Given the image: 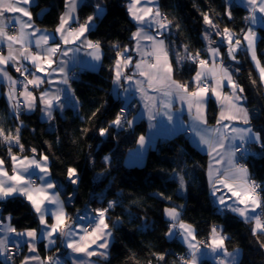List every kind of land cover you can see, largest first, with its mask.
<instances>
[{"label":"trees","instance_id":"obj_1","mask_svg":"<svg viewBox=\"0 0 264 264\" xmlns=\"http://www.w3.org/2000/svg\"><path fill=\"white\" fill-rule=\"evenodd\" d=\"M105 7L96 26L89 31L92 41H99L103 50L102 65L98 70L83 69L72 79L71 86L79 106H66L56 111L51 121H45L37 111L16 115L9 111L5 96L0 95V128L7 134H15L20 128V142L24 151L12 146V152L49 157V168L58 189L65 187V193L74 190L73 201L66 202L67 213L74 218L84 209L108 207L109 201L116 206L107 213L108 224L113 231V242L106 264H182L180 257L186 256L187 248L178 238H169L166 233L170 222L164 216L169 206H182V220L191 223L197 239L205 242L210 229L216 226L229 237L225 241L228 249L240 250L239 264H264V249L258 240L264 242V235L253 236V223H246L231 211H219L213 203L206 177L208 155L198 149L189 136L183 132L172 137L159 139L155 147H150L145 161L138 165H127L128 151L137 144V139L146 131L144 121L123 129L109 128L105 137L99 129L108 127L122 108L131 117L136 110L134 105L125 107L123 101L113 92L112 66L116 51H123L125 45H132V33L136 27L127 11L128 0H100ZM161 13L171 21L170 31L165 33L169 54L174 64L176 77L189 89L195 83L193 76L197 64L186 59L181 65L175 61V52L180 53L184 46L195 54L198 50L207 56L203 32L206 29L203 14L207 13L220 28L228 27L238 39L241 30L246 31L248 15L246 8L236 2L231 7L226 0H158ZM65 0H37L31 7L32 19L36 25L54 29L64 10ZM93 1L83 2L78 10V23L84 22L94 12ZM232 12V18L226 10ZM179 25V27H177ZM260 37L257 53L264 64V27L259 28ZM214 36H217L214 34ZM118 44L119 48H113ZM237 83L244 89L245 103L250 109L253 128L264 137V86L259 72L245 50L237 54ZM255 81V83H253ZM98 110V111H97ZM96 113L93 116V113ZM218 107L209 100L207 120L215 123ZM22 122V124H21ZM52 122L53 127H49ZM9 146L0 140V158L10 166ZM105 157H109L106 162ZM250 176L259 179L264 185V148L259 146L256 154L246 159ZM77 169L78 184L74 188L67 178V169ZM183 175L185 190L180 192L179 176ZM162 194V195H160ZM264 195V193H262ZM170 197V199H169ZM64 200H66L64 198ZM3 214H11L12 224L17 230L37 229L38 215L30 203L17 196L0 202ZM61 247L46 250L43 241L38 249L43 256L46 252L55 254ZM25 253L12 259L11 264H19ZM159 254L165 259L159 260ZM2 261V259H0ZM200 264H216L203 259Z\"/></svg>","mask_w":264,"mask_h":264},{"label":"snow or ice","instance_id":"obj_2","mask_svg":"<svg viewBox=\"0 0 264 264\" xmlns=\"http://www.w3.org/2000/svg\"><path fill=\"white\" fill-rule=\"evenodd\" d=\"M79 2L80 0H65L66 11L61 14L55 33L41 34L40 29L34 28L32 13L29 11V7L35 3V0H0V45L7 46V55L0 51V78L10 86L8 99L11 102L15 98L12 107L17 118L21 108V101L14 97L18 84L23 87L19 96L25 98L24 106L31 111L35 107L34 102L37 98L28 90L29 85L35 88H39L44 83L69 85L68 60L63 57L84 48L89 50L87 54L92 60L97 62L102 60L103 52L100 42L87 39L85 34L91 30L97 13L103 11V7L99 3L96 4L94 6L96 12L88 16L84 23H78L75 13ZM226 2L231 7L235 0H226ZM240 2L249 13L244 18L249 25L264 23V0H240ZM148 5H155V7ZM230 7L226 10L229 19L232 18ZM127 11L137 25L136 31L131 36L135 45L132 48L125 45L123 51H116V60L112 66L113 83L119 85L122 80L135 83L136 91L145 102L144 107L150 121L155 120L156 116L162 113L171 123L174 98H178L187 105L191 120L188 130L198 137V144L205 147L210 157L207 175L211 195L216 198L220 206L218 210L231 211L246 223L254 221V226L251 228L253 236L264 235V220H262L264 185L252 180L248 167L239 162L243 159V154L250 151L247 145L256 143L264 148V137L250 126L249 110L242 103L245 97L240 95L244 89L233 80L229 67L224 64L219 47H212L209 34L205 33V38L209 39L206 51L211 58V64L209 60L200 59L199 50L195 54L189 52L187 45L184 46L185 56L176 53L178 65L184 59L199 62V70L193 78L196 90L189 91L187 84L173 79V66L169 60V51L164 38L172 22L167 21V17L161 13L157 0H129ZM257 13L260 15L258 16ZM24 17H27V20ZM203 19L206 25L216 28L207 13L203 14ZM72 23H78V27L73 28ZM9 28L16 34H9ZM241 32L242 40L234 39L236 34L228 27H225L222 33L217 31L216 34L221 35L222 41L227 42L229 59L236 60V53L242 48L251 53V59L255 61L256 68L259 70L261 83H264V67H261L256 56L258 34L251 26L247 31L242 29ZM56 34H59L60 43L55 42ZM33 43L37 48L35 53L31 52ZM17 45L19 47H16ZM67 45L77 46L65 47ZM112 47L118 49L119 45L113 44ZM132 52L138 54L140 59L133 62V56L130 54ZM58 54L61 57L59 60L56 59ZM24 61H30L36 68V72H31L24 65ZM10 64L15 66L16 72L25 77L24 81H18L9 75L6 68ZM129 68L131 74L126 71ZM37 73H45V76L41 77ZM29 75L33 78L27 79ZM55 76L59 79H54ZM225 81L232 92L230 95L222 96L219 89L224 86ZM67 91L68 89L55 88L54 90L45 89L40 93L39 99L44 106L41 111L46 119H53V111L56 108L63 110L65 105L61 102V97ZM124 91L127 92L128 89L125 88ZM210 93L221 104L220 116L214 128L207 127V119L203 111ZM95 115L94 112L93 116ZM233 121H240L246 127H236L231 124ZM125 124L130 128L133 120L127 119L125 110L122 108L108 127L99 129V135L105 137L109 134L110 127L123 129ZM150 127L155 125L150 124ZM0 140L9 146L8 151L12 162L11 174H9L4 166V159L0 158V202L17 196L25 198L38 215L41 225L39 232L37 229L17 231L10 223L11 215L0 216V256L5 258L0 261V264H11L14 249L18 250L25 244L29 252H36V243L41 238L47 239L49 246L55 244L56 238H61V242L65 243L74 254L71 257L72 264H94L90 259L93 256L107 259L110 239L113 235L107 223V213L116 206L117 202L109 201L108 207L93 209L75 219L68 217L64 210L65 202L60 199V192L57 190L58 185L51 178L49 157L41 155L40 159H37L35 155L18 157L12 154L13 145L18 146L21 152L24 151V145L20 143L19 127L16 128L15 134L11 131L6 134L5 130L0 128ZM146 142L147 138L144 135H140L137 139L140 148H144ZM31 151L36 153L35 148ZM108 160L109 157H105V161ZM34 176L36 179H33ZM67 178L71 184L75 185L79 180L77 169L69 167ZM179 183L183 189L185 184L183 175L179 176ZM217 193L220 194L217 195ZM180 207L182 206L165 208L164 212L171 222L166 235L169 238L177 237L186 245L187 254L180 257L182 264H199L201 257L206 255H211L216 264H239V249L232 253L227 251L225 241L229 237L224 235L222 230L218 231L216 226H213L207 241H198L195 228L180 220ZM257 210L260 211L257 212ZM46 217L52 218L54 222L49 225ZM82 221H87L89 226H85L81 223ZM9 234L15 236V240L12 241L13 248H9V241L12 239ZM258 243L264 249V242L258 240ZM157 258L163 261L165 256L159 254ZM46 259L48 264H60L59 258L49 256ZM30 261L44 264L38 255L26 256L21 264H29Z\"/></svg>","mask_w":264,"mask_h":264},{"label":"crops","instance_id":"obj_3","mask_svg":"<svg viewBox=\"0 0 264 264\" xmlns=\"http://www.w3.org/2000/svg\"><path fill=\"white\" fill-rule=\"evenodd\" d=\"M36 1H37V0H35V3H36ZM85 1H88V0H80L79 4H78V6H77V9H76V13H75V15H76L77 17H78V10H79V7H80V5H81L83 2H85ZM89 1H93V2L95 3V5L99 3V4H101L102 7H103V11L97 13V18L94 20V22H93V24H92V26H91V29H93V28L96 26V24H97V20H98V18L101 17V16L104 14V12H105V7H104V5L102 4V2H101L100 0H89ZM235 2L238 3V4H240V5H242V6H244V4L240 2V0H235ZM35 3H34V4H35ZM128 3H129V0H128V2H127V5H128ZM157 3H158V5H159L158 0H157ZM34 4H32V5H34ZM32 5L29 7V11H31V7H32ZM20 6H25V5H20ZM148 6H149V7H153V8L155 7V5H148ZM138 7H139V6H138ZM244 7H245V6H244ZM159 8H160V7H159ZM65 11H66V8H65V5H64V10H63L62 13H64ZM95 12H96V10H95V7H94V12H93V14H94ZM93 14H92V15H93ZM17 15H20V14H17ZM257 15L259 16L260 14L257 13ZM24 19L27 20V17H24ZM131 19H132V18H131ZM32 22H33V24H34V28H36V29H40V30H41V34H42V33H45V32H46V33H55V29H56V28H54V29H46V28H42V27L36 25V23H34L33 19H32ZM84 22H85V21H84ZM84 22H80V23H84ZM164 22L166 23L167 21H164ZM135 25H136V23H135ZM215 25H216V24H215ZM57 26H58V25H57ZM71 26H72L73 28L78 27V23H72ZM256 26H257L258 28H260V27H264V23H257ZM136 28H137V25H136L134 31H136ZM211 28H212V27H211ZM223 29H224V28H220V27H218L217 25H216V28H212V30L214 31V32H213L214 34H216L217 31H219L220 33H222V32H223ZM29 31H31V29H29ZM134 31H133V32H134ZM168 31H170V28H169ZM168 31H167V32H168ZM8 32H9V34H13V35L16 34V32H15L13 29H11V28L8 29ZM167 32H166V33H167ZM232 32H233V31H232ZM233 33H234V32H233ZM85 35H86L87 39L91 40V39L89 38V32L86 33ZM216 35H217V34H216ZM203 36H204V35H203ZM164 38H165V37H164ZM33 39H35V38H33ZM54 39H55V42H56V43H60V42H61V41H60L59 34H56L55 37H54ZM234 39H238V38L236 37V35H235ZM204 40H205V44H206L205 49L207 50V47H208V45H209V39H206L205 36H204ZM241 40H242V39H241ZM210 41H211V46H212V47H219V49H220V53L223 55V61H224V64H225L226 66L229 67V71H230L231 74H232V78H233V80L237 83L236 78H235V75H234V69L228 64L229 61H230L231 59H229V57L227 56V42H226V41H222V37H221V35H217V36H214V37H210ZM165 44H166V46H167L166 39H165ZM134 45H135V42L132 40V45L129 46V48L134 47ZM76 46H77V45H67V46H65V47H76ZM16 47H19V46L17 45ZM245 47H246V45H245ZM167 48H168V47H167ZM101 49H102V48H101ZM242 49H243V48H242ZM242 49H241V50H242ZM0 51H2L4 55H7V46H6V45H0ZM36 51H37V48L35 47V45H34V43H33L32 47H31V52L35 53ZM88 51H89V50H87V49L81 48L80 51H78V52H74V53H73V52H70V53L68 54L67 57H63V59L68 60L67 70H68V73H69V85H70V89H69V85H63V84H59V83H54L53 85H49L48 83H44V84H42L39 88H35V87H33L32 85H29V86H28V90L31 91V92L33 93V95L37 98V99L35 100V102H34V103H35V107H34L33 110L29 111V110H27L26 107L24 106V110H22V109L20 108V113H22V111H23V112H27V113H32V112L38 110V112H39V114H40V117H41L43 120H45V121H51V120L46 119V117L42 114V111H41V110H42V108H43L44 106H43V104L41 103V101H40V99H39V96H40V93H41L42 91H44L45 89L54 90L55 88L68 89V91H67L64 95H62V97H61V102L65 105L64 108H65L66 106H68V105H70V106H72V107H74V108H78V106H79V102H78V99L76 98V96H75V94H74V91H73V89H72V86H71V81H72V79H73V78H72V72H73L74 70H78V71L80 72V71L83 70V69L98 70V69L101 67V65H102V60L99 61V62L92 60V58L87 54ZM239 51H240V50H239ZM239 51H238V52H239ZM102 52H103V50H102ZM238 52L236 53V59H237V54H238ZM206 53H207V51H206ZM130 54L133 56V62H135L136 60L140 59L139 55L136 54L135 52H132V53H130ZM179 54H180L181 56H185V55H186L185 51H181ZM248 54H249L250 57H251V53L248 52ZM207 56L210 58V56H209L208 54H207ZM60 58H61V57H59V54H58V56L56 57V59L59 60ZM174 58H175V61H176V52H175V57H174ZM102 59H103V57H102ZM169 60L171 61L172 66H173V73H172L173 79L179 81V82L182 83V84H184L182 81H180V80L176 77V75H175V73H174V64H173V62H172V58H171V55H170V54H169ZM185 60H186V59H184V60L181 62V64H182ZM217 62H219V61H217ZM252 62H254V61H252ZM23 63H24V65H25L26 67H28V68L30 69L31 72H36V68L31 64L30 61H24ZM254 63H255V62H254ZM181 64H179V65H181ZM209 64H211V58H210ZM177 65H178V64H177ZM254 66H255V65H254ZM53 67H55V65H53ZM255 67H256V66H255ZM256 69H257V68H256ZM6 70H7V72L9 73V75H10L13 79L18 80V76H22L19 72H16V71H15V66H13V65H11V64H10L9 66H7ZM197 70H199V64H197L196 72H197ZM126 71L128 72V74H131V69H130V68H129V69H126ZM257 71H258V69H257ZM196 72H195L193 78L195 77ZM37 75H40L41 77H43V76H45V73H37ZM23 77H24V76H23ZM24 78H25V77H24ZM32 78H33V77H32L31 75H29V76L27 77V79H32ZM54 79H59V77H58V76H55ZM194 83H195V82H194ZM237 84H238V83H237ZM211 86H212V85L210 84V87H211ZM125 88L128 89L127 92L124 91ZM195 90H196V84H195V86H194L193 89H189V91H195ZM9 91H10V86H9V84H8L6 81H4L2 78H0V95L3 94V95L5 96V99H6V101H7L8 107H9V111H10L12 114L15 115L14 109H13V107H12V104L15 103V98H14L11 102L9 101V99H8V93H9ZM21 91H23V88L20 89V88H19V84H18L17 87H16V92H15V94H14V97L19 98V100L22 101L23 104H24V99H25V98L22 97V96H19V93H20ZM219 91L221 92V95H222V96H223V95H230L231 92H232V89H231L230 86L227 85V82L225 81L224 86H223L221 89H219ZM113 92H114V94H115L118 98H120V99L123 101L125 107H129V106L132 105V104L134 105V106H133V107H134L133 109H135L136 112H135L131 117H127L128 120H133V124H132V126L135 125L136 123L140 122V121H144L145 126H146V131L142 134V135H144V136L147 138L146 145H145L144 148H140L139 145L136 144V146H135L134 148H132V149H130V150L128 151V153H127V155H126V159H125V162H126L127 165H138V164H142V163L145 161L146 154H147L149 148L152 147V142H153V140H154V138H155V135H156L157 129H158V131H159V136H160V137L158 136L159 139L169 138V137H172V136H174V135H176V134H178V133L183 132V133H185V134H187V135L189 136V139L192 141V143H193L198 149H200L201 151L207 153V151L205 150V147H204V146H200V145L198 144V137H196V136L194 135V133H192L191 131L188 130V129H189V126H190V124H191V120H190L189 115H188L187 105H186L185 103H183L182 101H180L178 98H174V99H173V104H172V108H171V112H172V114H173V121L170 123V122L168 121L167 117L164 116L162 113L159 114V115H157L155 120H152V121L149 120V118H148V112H147V110H146L145 107H144V103H145V102H144V100L141 98L140 94L136 91V87H135V83H134V82H127V81H123V80H122V81L119 83V85H117V84H113ZM151 94H152V95H158L157 93H151ZM240 95L244 96L243 93H241ZM210 99H213V101L216 103V105H217V107H218V112H217V117H216V121H217V120L219 119L220 112H221V104H220V102H218V101L216 100V98H215L214 96L211 95V93L209 94V98H208V100H207V103L203 106L204 115L206 116V119H207L208 105H209V100H210ZM242 103H243L244 107H246V108L249 110V115H250V117H251L250 109H249V107L247 106V104L245 103V100H243ZM64 108H63V109H64ZM56 111H60V112H61V111H63V110H60L59 108H56V109L53 111V115H54V113H55ZM216 121H215V123H209L208 120H207V127H208V128H214V127H216V126H217V125H216ZM225 123H228V121H225ZM150 124L155 125V127H150ZM158 124H160V125L158 126ZM231 124L234 125V126H236V127H246V125H244V124H243L242 122H240V121H233V122H231ZM132 126H131V127H132ZM250 126L253 128V125H252L251 121H250ZM253 129H254V128H253ZM254 130H255V129H254ZM255 131H256V130H255ZM207 155H208V154H207ZM209 160H210V157H209V155H208V161H207V167H206V177H207V181H208V175H207V173H208V168H209ZM33 178H36V177L34 176ZM51 178H52V175H51ZM52 180L54 181L53 178H52ZM54 182H55V181H54ZM37 183H39L38 180H37ZM208 186H209V181H208ZM57 190H58L59 192H61L60 189H57ZM222 191H226V190H222ZM209 193H210V196H211V199H212L213 203H214V204L217 206V208L219 209L220 206H219V204H218L216 198L213 197V196L211 195L210 186H209ZM219 194H220V193H217V195H219ZM228 195H230V193H228ZM60 199L63 200L61 194H60ZM63 201H64V200H63ZM64 202H65V201H64ZM171 207H174V206H169V207H166V208H171ZM64 210H65V213L67 214V216L70 217V216L68 215V213H67L66 203H64ZM91 210H93V209H91V208H86V209H84V211H82V213L76 215L73 219H75L77 216H83L86 212H90ZM179 210H180V212H181V209H180V208H179ZM257 211H258V210H257ZM234 214H235V213H234ZM9 215H11V214H3L2 211L0 210V216L8 217ZM164 216H165V218L170 222L169 218L166 217L165 212H164ZM237 216H238V215H237ZM11 217H12V216H11ZM238 217H239V216H238ZM71 218H72V217H71ZM47 219L49 220V221H48V224H49V225H51V224L54 222L53 219L50 218V217H47ZM180 220H182L181 216H180ZM182 221L185 222V223H187V224L192 225V224L189 223V222H186V221H184V220H182ZM5 223H8V221H5ZM10 223H11V225L14 227V225L12 224V219H11ZM81 223H83L85 226L87 225V221H82ZM107 223H108V222H107ZM170 223H171V222H170ZM177 223H179V221H177ZM252 223H253V226H254V221H253ZM192 226H193V225H192ZM193 227H194V226H193ZM110 228H111V227H110ZM194 228H195V227H194ZM40 229H41V225L39 224V227L37 228V231L39 232ZM24 230H26V229H23V230H17V231H24ZM217 230L220 231L219 229H217ZM111 231H112V228H111ZM168 231H169V229H168ZM167 233H168V232H167ZM81 234L83 235L84 233H81ZM112 234H113V231H112ZM9 235L12 237V239L9 241V245H12V244H13L12 241L15 240V236H14V234H9ZM224 235H225V234H224ZM168 237H169V236H168ZM173 238H177V237H173ZM77 239H78V237H77ZM178 239H179V238H178ZM179 240H180V239H179ZM197 240H198V239H197ZM40 241H43V244H44L46 250H50V249L54 248L57 244H60L61 247H59V249L56 251L55 254L48 253V251H47V252H46V256H43V255L40 253L39 249H38V245H39V242H40ZM180 241H181V240H180ZM198 241H199V240H198ZM112 242H113V235H112V237H111V239H110V245H109V248H108V253H109V255H108L107 259H108L109 256H110V247H111ZM181 242H182V241H181ZM182 243H183V242H182ZM183 244H184V243H183ZM184 245H185V244H184ZM185 246H186V245H185ZM24 247H25V253H24V255H23L22 261L25 259L26 256L38 255V256L41 258V260L44 262V264H48L46 258L49 257V256L54 257V258H59V260H60V264H72V262H71V257H72L74 254H72V253H71V250L68 249V248L66 247V244H65V243H62V242H61V238H56V242H55V244H54V245H51V246L48 245V240H47V239L41 238V239L36 243V252H34V253H33V252H29L28 247H27L26 244L24 245ZM93 248H95V246H93ZM225 248L227 249V251H228L229 253H232V252H234L235 250L238 249V248L228 249V248L226 247V244H225ZM239 256H240V250H239ZM2 258H3V257L0 256V259H2ZM90 259H91V261L94 262V264H106V263L104 262L106 259H104V258H102V257H100V256H93V257H91ZM203 259H209V260L213 261L214 263H216V261L211 257V255H206V256H202V257H201V259H200V261H199V264H200V262H201ZM238 260H239V258H238ZM22 261H21V262H22ZM21 262H20L19 264H21ZM29 264H39V262H36V261H30Z\"/></svg>","mask_w":264,"mask_h":264},{"label":"rangeland","instance_id":"obj_4","mask_svg":"<svg viewBox=\"0 0 264 264\" xmlns=\"http://www.w3.org/2000/svg\"><path fill=\"white\" fill-rule=\"evenodd\" d=\"M249 14V13H248ZM215 24V23H214ZM257 24H255V25H249V23L247 22V28H246V31H247V29H248V27L249 26H251V27H253L254 28V30L257 32V34H258V37H260V32H259V28L256 26ZM214 31L212 30V28L209 26V25H207L206 26V29L204 30V32H203V35L205 36V33H208L209 34V37H214V33H213ZM257 43H258V39H257V41H256V56H257V60H259V62H260V65H261V67H264V64L261 62V60H260V58H259V56H258V53H257ZM183 51H185V50H183ZM250 56V55H249ZM251 58V57H250ZM210 59V58H209ZM237 60V59H236ZM236 60H230L229 61V65L233 68V69H237V65L235 64V62H236ZM252 60V59H251ZM191 61V60H190ZM253 61V60H252ZM191 62H193V61H191ZM255 62V61H254ZM253 62V63H254ZM196 64H199L198 62H195ZM254 65H255V63H254ZM256 66V65H255ZM258 72H259V70H258ZM75 79V78H74ZM263 86H264V83H263ZM22 113H23V111H22ZM160 124H158V126H159ZM49 127L50 128H52L53 127V125H52V122H49ZM158 136H159V131H158V129H157V132H156V135H155V138H154V140H153V142H152V147H155L156 146V144H157V142H158V140H159V138H158ZM160 137V136H159ZM21 143V142H20ZM15 146V145H14ZM18 147V146H17ZM12 154H14V155H17L18 157H23V156H28V157H32L33 155H35L36 156V158L37 159H40V157L41 156H38L36 153H32V154H22V153H20V152H12ZM5 168L8 170V172H9V174H11V169H12V162H11V165L10 166H8L6 163H5ZM37 172H38V170H37ZM78 174V173H77ZM34 179V178H33ZM36 179V178H35ZM77 184H78V182L74 185V184H72L73 185V187L75 188L76 186H77ZM61 189H62V192L64 193L65 191H66V188L65 187H61ZM185 190V186L183 187V189L181 188V186H180V192H182V191H184ZM62 192H60V194H61V196H62V198H63V200H64V198L66 199V200H64V201H66V202H68V203H71L72 201H73V195H74V190L73 191H71V192H69V193H65V195L63 196L62 195ZM65 202V203H66ZM46 219H47V217H46ZM47 221H49L48 219H47ZM86 226H89L88 224L86 225ZM19 255H21V253L20 254H18V255H16V256H14V257H12V259H14L15 257H17V256H19ZM4 260V257L2 258V261Z\"/></svg>","mask_w":264,"mask_h":264},{"label":"built area","instance_id":"obj_5","mask_svg":"<svg viewBox=\"0 0 264 264\" xmlns=\"http://www.w3.org/2000/svg\"><path fill=\"white\" fill-rule=\"evenodd\" d=\"M200 59H206V60H209L210 61V59H209V57L208 56H202L201 54H200ZM196 62H198V60L196 61ZM199 63V62H198ZM79 76V71L78 70H74L73 72H72V78L74 79V78H77ZM25 80V78L23 77V76H18V81H24ZM19 88L21 89V88H23L22 87V85H20L19 84ZM21 109L22 110H24V104H23V102L21 101ZM124 110H125V114L127 113V110L125 109V108H123ZM238 143V142H237ZM259 144H256V143H251L250 145H247V147H249L250 148V151L249 152H247V153H244L243 154V159H241L239 162L241 163V164H245L247 167H248V165H247V162H246V159L248 158V157H250L251 155H254V154H256L257 153V151H258V148H259ZM250 178L252 179V180H255L257 183H259V184H262L263 185V183L259 180V179H257V178H255L254 176H250ZM35 179V178H34ZM260 210H258L257 212H259ZM262 220H264V216H262ZM226 236H227V234H226ZM9 248H13V244L12 245H9ZM22 252V247H20L18 250H15L14 249V255H12V257H14V256H16V255H18V254H20ZM187 254V253H186ZM5 259V258H4ZM12 261V260H11Z\"/></svg>","mask_w":264,"mask_h":264},{"label":"water","instance_id":"obj_6","mask_svg":"<svg viewBox=\"0 0 264 264\" xmlns=\"http://www.w3.org/2000/svg\"><path fill=\"white\" fill-rule=\"evenodd\" d=\"M263 125H264V121H263Z\"/></svg>","mask_w":264,"mask_h":264}]
</instances>
